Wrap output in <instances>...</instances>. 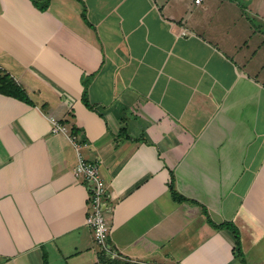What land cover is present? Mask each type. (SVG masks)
Instances as JSON below:
<instances>
[{"label": "crops", "instance_id": "0c3cea01", "mask_svg": "<svg viewBox=\"0 0 264 264\" xmlns=\"http://www.w3.org/2000/svg\"><path fill=\"white\" fill-rule=\"evenodd\" d=\"M2 74L0 264H264V0H0Z\"/></svg>", "mask_w": 264, "mask_h": 264}, {"label": "built area", "instance_id": "2783aa9c", "mask_svg": "<svg viewBox=\"0 0 264 264\" xmlns=\"http://www.w3.org/2000/svg\"><path fill=\"white\" fill-rule=\"evenodd\" d=\"M203 0H194L196 4H200ZM52 132H65L66 128L57 120L51 119ZM73 174L78 181L89 184L87 191L86 205V225L91 229L93 241L100 250H107V241L110 237L112 228L106 218V186L99 174V167L95 162H91L85 158H78L74 167ZM108 251V250H107ZM113 256L117 255L115 251L111 252Z\"/></svg>", "mask_w": 264, "mask_h": 264}, {"label": "trees", "instance_id": "16d2710c", "mask_svg": "<svg viewBox=\"0 0 264 264\" xmlns=\"http://www.w3.org/2000/svg\"><path fill=\"white\" fill-rule=\"evenodd\" d=\"M0 93L11 97H16L20 100L28 101L27 95L25 94L24 90L8 74L0 75ZM220 226L225 227L231 231L234 236L236 248L239 252H241L240 235L236 226L228 222H225Z\"/></svg>", "mask_w": 264, "mask_h": 264}, {"label": "rangeland", "instance_id": "374dc122", "mask_svg": "<svg viewBox=\"0 0 264 264\" xmlns=\"http://www.w3.org/2000/svg\"><path fill=\"white\" fill-rule=\"evenodd\" d=\"M115 256H117V255H115ZM115 256H114V257H115ZM135 262L140 263V264H143V263H141V262H139V261H135Z\"/></svg>", "mask_w": 264, "mask_h": 264}]
</instances>
